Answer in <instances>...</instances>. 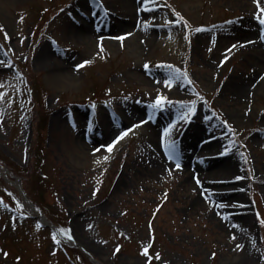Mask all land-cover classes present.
<instances>
[{
	"label": "rangeland",
	"instance_id": "rangeland-1",
	"mask_svg": "<svg viewBox=\"0 0 264 264\" xmlns=\"http://www.w3.org/2000/svg\"><path fill=\"white\" fill-rule=\"evenodd\" d=\"M262 10L0 0V264H264V64L251 47ZM94 12L119 26L78 38ZM253 73L256 94L235 102L230 89ZM185 139L201 152L186 158ZM217 152L238 179L221 191L249 212L241 230L215 213L218 186L204 187L220 180ZM15 178L71 239L30 216Z\"/></svg>",
	"mask_w": 264,
	"mask_h": 264
},
{
	"label": "bare ground",
	"instance_id": "bare-ground-1",
	"mask_svg": "<svg viewBox=\"0 0 264 264\" xmlns=\"http://www.w3.org/2000/svg\"><path fill=\"white\" fill-rule=\"evenodd\" d=\"M130 2H133V0H128ZM129 3V2H128ZM131 5V3H129ZM133 7V5H131ZM131 10V7H130ZM131 13V11H130ZM129 10L128 12H125L126 15L130 14ZM107 17L105 16H96L95 12L93 14V16L91 18H84L82 21H80V24L76 27V34L78 36V38H82V39H87L90 40V37H93L95 35V32L97 31H105L107 29L108 26L109 29L110 28H116V26H119L118 24H114L112 22H109V25L107 24L106 20ZM264 41L259 42V41H253V48H255L257 51L256 55L263 61H261L264 64ZM260 63V62H259ZM60 75V73L56 74L55 77H58ZM261 75L259 73H256L254 75L251 74L249 75V77L247 78V80H241L240 83L237 85H235L234 87H232V89H230V91L233 93L235 99V102L238 103V100L240 101L241 99H245L246 96L249 95H254L257 92V88L259 87V83L260 81H258L257 83L255 81H250L251 78L253 77L255 80H258L259 77ZM264 90V89H263ZM260 91H262V89H260ZM257 121L259 124H261L262 127H264V111H262L260 114L258 113V117H257ZM206 142V141H205ZM207 145V144H204ZM183 147V149H187V152L189 150L192 149V147H194V140L193 139H185L182 144H181V148ZM204 148V147H203ZM202 148V149H203ZM197 152H201L199 150L196 149H192L191 152L189 154L185 153V157H190L192 156L193 153H197ZM199 155V154H198ZM197 155V156H198ZM214 158H215V162H216V167L217 170L212 174L214 177H219L220 180L217 181H206L204 183V187L206 188H213L214 186H218L219 191H217L219 193V196L215 199L214 201V208H215V213H217L218 215H221V219H224V222L227 223V228L230 230H241L249 220L248 217H245L244 215H247L249 212L248 211H236L237 208H239L236 205L237 201L235 198V191L237 192V190H226V191H221V189L223 188V184L226 181H237L238 179L236 178V172H228V170H226V168H224V165L220 166L218 164V162L220 161V156L221 153L217 152L215 154H213ZM189 164V167L185 164V170H187V178L185 179L184 183L187 185H190L189 182H191V180L193 179V177L196 175L192 170H191V164ZM193 168H197V167H203V168H207L210 167L208 165H194L192 166ZM198 169V168H197ZM189 173V175H188ZM264 180V178H263ZM264 182V181H263ZM264 188V186L262 187ZM206 190V189H205ZM242 189H240L241 191ZM226 192V193H225ZM225 193V194H223ZM194 202L196 203V199L194 200ZM243 207V206H242ZM217 225L221 226V227H225V225L221 224V222L218 221ZM226 228V229H227Z\"/></svg>",
	"mask_w": 264,
	"mask_h": 264
},
{
	"label": "water",
	"instance_id": "water-1",
	"mask_svg": "<svg viewBox=\"0 0 264 264\" xmlns=\"http://www.w3.org/2000/svg\"><path fill=\"white\" fill-rule=\"evenodd\" d=\"M18 181V183H17V186L18 187H20L19 186V180H17ZM20 189H21V187H20ZM21 192H22V196L24 197V199H25V201L30 205V207H34V205L25 197V194H24V192H23V190L21 189ZM44 225H46V226H48V227H50V228H53V229H55V226L54 225H51V224H47V223H45V219H44V217H43V215L39 212V214L36 216Z\"/></svg>",
	"mask_w": 264,
	"mask_h": 264
},
{
	"label": "snow or ice",
	"instance_id": "snow-or-ice-1",
	"mask_svg": "<svg viewBox=\"0 0 264 264\" xmlns=\"http://www.w3.org/2000/svg\"><path fill=\"white\" fill-rule=\"evenodd\" d=\"M258 6H259V3H258ZM262 12H264V10H262ZM260 24L261 25H264V17H262L261 19H260ZM197 31H200V29H197ZM120 39H123V37H121ZM145 67H147V65L145 66ZM160 103H162V100L161 99H158L157 100V104L156 105H154V107L155 106H158ZM108 151H111V146L107 149ZM177 167H178V165H177ZM69 239H71V237L69 236L68 237ZM239 247V246H238ZM117 251H118V249H117ZM145 255L147 254V250H145V253H144ZM157 259H159V257L157 256Z\"/></svg>",
	"mask_w": 264,
	"mask_h": 264
}]
</instances>
